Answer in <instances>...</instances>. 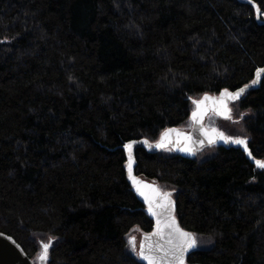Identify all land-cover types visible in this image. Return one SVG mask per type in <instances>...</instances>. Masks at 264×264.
Returning a JSON list of instances; mask_svg holds the SVG:
<instances>
[{
	"label": "trees",
	"instance_id": "trees-1",
	"mask_svg": "<svg viewBox=\"0 0 264 264\" xmlns=\"http://www.w3.org/2000/svg\"><path fill=\"white\" fill-rule=\"evenodd\" d=\"M252 3L259 20L249 0H0V232L33 262L51 242L46 264H141L126 236L152 222L121 147L185 126L204 94L253 83L264 0ZM236 110L264 160V75ZM135 159L196 237L186 264H264V169L245 153Z\"/></svg>",
	"mask_w": 264,
	"mask_h": 264
},
{
	"label": "water",
	"instance_id": "water-1",
	"mask_svg": "<svg viewBox=\"0 0 264 264\" xmlns=\"http://www.w3.org/2000/svg\"><path fill=\"white\" fill-rule=\"evenodd\" d=\"M250 4L254 6L253 3H250ZM254 8L256 11V19L259 20L260 13L257 11L256 6H254ZM260 70H264V69H260ZM263 75H264V72H261L259 76L257 75V72H256L255 74L256 83L252 86H246V87L241 88L244 91L239 95L238 98L232 99V98H229L228 96H225L223 97V103H221L222 93L220 92L218 97H214L215 95L204 94L201 96L200 99L194 100L192 102L194 104V110L189 115V120L194 124V127H195L194 133L186 132L179 128H168V129H165L163 132H161L158 139L154 142H149L145 139H140V140L128 141L124 145H122L121 149L124 152L125 160H126L125 161L126 181L128 185L130 186L132 192L134 193L136 199L143 206V211L146 214L147 218L152 222L151 231L148 233H143L141 235L140 245L141 243H145L146 247L152 246L157 249L156 251V256L158 257L157 264H170L171 258L163 259L164 250L169 247L168 233L170 229L165 228L162 223L160 234L153 235V233H155L157 230V218L150 214L148 210V207H149L148 204L145 202L144 197L140 195V193L137 191V186L133 184L132 179H130L129 161L131 160V177L140 183L142 191H145V193L148 194L150 198L153 196V194L149 191V189H144L142 187L143 185H148L149 188L157 189L161 195L164 193L170 194L169 199L172 202L171 216L174 218H175V211H176V202H175V199L172 197V194L170 191L164 192L159 188L157 183L149 181V180H145L143 178L136 176L135 174V168H136L135 150L137 148H141L148 154H156L165 149H171L173 153H175L176 155L184 159H192L195 156L196 151H201L203 148L212 146V145L225 148V149H228L230 147L241 148L243 151H245L242 145L232 143L231 141L226 143L225 140L221 138L219 135L220 133H222L224 137H227L222 131H219L216 128H207L204 125V122H205L206 117L209 115V112H213L216 116H218L221 119H229L230 114H231L229 103L240 100L241 97L248 90L257 88L260 77ZM241 89L233 93L231 92H228V93L231 94V96H235V94L240 92ZM205 97H207L208 99H205ZM194 112L197 113V117L195 120L193 119ZM166 132H169L168 141L165 143L164 147L162 148L157 147V144L161 141V137ZM205 133H207V135H205ZM185 137H190V139H185ZM209 137H212L215 140V142L209 143ZM145 141H147V143H145ZM128 144H132L131 150L125 147V145H128ZM249 152L250 150L248 148V152L245 151L246 158L249 159L250 162L254 163L255 166H257L258 160H254L252 156H249ZM157 211H160V210L157 209ZM175 222H176V225L180 229H182L178 221L176 220V218H175ZM182 230L185 232L191 233L190 231H187L184 229ZM146 236L149 237L147 241H145ZM195 248L196 247L190 249L189 251L185 253L184 264H186L188 255L192 253L195 250ZM139 253H140V249H139ZM138 260L141 264H147V261L142 259L140 255L138 257ZM46 263H47V259L46 261H41L39 257L38 264H46ZM0 264H34V263L26 255L22 247L11 236L0 232ZM171 264H175V261H171Z\"/></svg>",
	"mask_w": 264,
	"mask_h": 264
},
{
	"label": "snow or ice",
	"instance_id": "snow-or-ice-1",
	"mask_svg": "<svg viewBox=\"0 0 264 264\" xmlns=\"http://www.w3.org/2000/svg\"><path fill=\"white\" fill-rule=\"evenodd\" d=\"M249 2L252 3L253 0H249ZM257 11H260L259 7H257ZM261 72H264V70H258L257 75L259 76ZM253 83H256V81H253ZM243 91L244 90L241 89L240 92L235 94V96H231V94H229L226 90L224 93H222L221 103H223V97L228 96L229 98L235 99L238 98ZM205 99L208 98L205 97ZM196 117L197 113L194 112L193 119L195 120ZM205 135H207V133H205ZM219 135L225 140L226 143L231 141L232 143L242 145L244 147V150L248 152L246 139L224 137L222 133H220ZM168 137L169 132H166L161 137V141L157 144V147H164L165 143L168 141ZM185 139H190V137H185ZM214 142L215 140L212 137H209V143ZM145 143H147V141H145ZM125 147L131 150L132 144L125 145ZM249 156H251L250 152ZM257 166L260 168H264V163L257 161ZM129 175L130 179H132L133 184L137 186V191L144 197L145 202L148 204V210L150 214L157 218V230L155 233H153V235L160 234L162 223L165 228L170 229L168 233L169 247L164 250L163 259L171 258L170 264L171 261H175V264H184L185 253L197 246V240L194 234L185 232L176 225L175 218L171 216L172 202L169 199L170 194L164 193L161 195L157 189L149 188L148 185H143L142 187L144 189H149V191L153 194V196L150 198L149 195L145 193V191H142L140 183L131 177V160L129 161ZM157 209H159L160 211H157ZM148 239L149 237L146 236L145 241H147ZM130 243L134 245L135 242L134 240H131ZM50 244L51 242L42 243L41 246L43 251L40 256L41 261H46ZM156 251V248L152 246L146 247L145 243H141L139 255L142 259L147 261V264H157L158 257L156 256Z\"/></svg>",
	"mask_w": 264,
	"mask_h": 264
},
{
	"label": "rangeland",
	"instance_id": "rangeland-1",
	"mask_svg": "<svg viewBox=\"0 0 264 264\" xmlns=\"http://www.w3.org/2000/svg\"><path fill=\"white\" fill-rule=\"evenodd\" d=\"M231 108V107H230ZM237 113L236 110V104H234L232 106L231 109V118L230 119H221L213 114H209L204 122V125L208 128V127H214L220 131H224L227 135H232V136H236V137H246V135H244L243 130H242V126H241V122H242V115ZM189 122H186V125L188 127ZM210 149V148H207ZM213 149V148H212ZM168 150V149H167ZM160 187V186H159ZM162 189V191H170L173 197L174 192L172 191L171 188H167L166 186H161L160 187ZM141 235L142 232L140 229L138 228H132L129 233L126 236V241L128 244V247L130 249L131 254L138 258L139 257V249H140V240H141ZM131 240H134V245L130 243ZM39 259V257H38ZM38 259L36 262H34L35 264H37Z\"/></svg>",
	"mask_w": 264,
	"mask_h": 264
},
{
	"label": "flooded vegetation",
	"instance_id": "flooded-vegetation-1",
	"mask_svg": "<svg viewBox=\"0 0 264 264\" xmlns=\"http://www.w3.org/2000/svg\"><path fill=\"white\" fill-rule=\"evenodd\" d=\"M214 97H218V95L216 94ZM239 100H237L236 102H230L229 103V108H230V111H231V109H232V106L234 105V104H236L237 102H238ZM209 114H213V115H215L213 112H209ZM216 116V115H215ZM218 117V116H217ZM207 118V117H206ZM230 118H231V114H230ZM229 118V119H230ZM206 120V119H205ZM188 127L187 126H183V127H180L179 129H181V130H183V131H186V132H192V133H194V129H195V127H194V124L189 120V118H188ZM208 128H210V127H208ZM211 128H214V127H211ZM218 130V129H217ZM220 131V130H219ZM224 134H225V136H227V137H230V138H242V139H248L247 137H236V136H232V135H227L224 131H222ZM207 148H221V147H217V146H215V145H212V146H208V147H205L204 149H207ZM168 151H172L171 149L169 150L168 149Z\"/></svg>",
	"mask_w": 264,
	"mask_h": 264
},
{
	"label": "bare ground",
	"instance_id": "bare-ground-1",
	"mask_svg": "<svg viewBox=\"0 0 264 264\" xmlns=\"http://www.w3.org/2000/svg\"><path fill=\"white\" fill-rule=\"evenodd\" d=\"M254 81H255V78H254ZM254 84H255V83H252V84H249V85H246V86H252V85H254ZM246 86H243V87H246ZM243 87H241V88H243ZM241 88H240V89H241ZM238 90H239V89H238ZM225 91H226V90H222L221 93H224ZM236 91H237V90H236ZM248 91H249V90H248ZM227 92H231V93H233V92H235V91H229V90H227ZM219 94H220V92H219L217 95H219ZM200 98H201V97H200ZM200 98H199V99H200ZM197 100H198V99H197ZM193 101H194V100H193ZM193 105H194V104H193ZM193 110H194V107H193ZM193 110H192V111H193ZM192 111H191V112H192ZM230 148H233V149H240L243 153H245V151H243L241 148H234V147H230ZM230 148H228V149H230ZM203 149H204V148H203ZM203 149H202V150H203ZM202 150H201V151H202ZM198 152H200V151H196L195 156H196V154H197ZM195 156H194V157H195ZM251 156H252V155H251ZM194 157H193V158H194ZM245 157H246V155H245ZM193 158H192V159H193ZM248 160H249V159H248ZM249 161H250V160H249ZM258 161H260L261 163H264V160H258ZM251 163H252V162H251ZM252 164L254 165V163H252ZM258 168H260V167H258ZM262 169H264V168H262ZM191 233H192V232H191ZM195 249H196V248H195ZM39 257H40V256H39ZM38 260H39V259H38ZM32 262H33V261H32ZM33 263H34V262H33ZM34 264H35V263H34ZM37 264H38V262H37Z\"/></svg>",
	"mask_w": 264,
	"mask_h": 264
}]
</instances>
